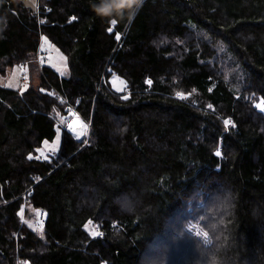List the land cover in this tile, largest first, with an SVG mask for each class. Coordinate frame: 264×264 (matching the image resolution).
Listing matches in <instances>:
<instances>
[{
    "label": "trees",
    "instance_id": "trees-1",
    "mask_svg": "<svg viewBox=\"0 0 264 264\" xmlns=\"http://www.w3.org/2000/svg\"><path fill=\"white\" fill-rule=\"evenodd\" d=\"M127 4L0 0V264H264V0ZM62 99L89 135L42 159Z\"/></svg>",
    "mask_w": 264,
    "mask_h": 264
},
{
    "label": "rangeland",
    "instance_id": "rangeland-1",
    "mask_svg": "<svg viewBox=\"0 0 264 264\" xmlns=\"http://www.w3.org/2000/svg\"><path fill=\"white\" fill-rule=\"evenodd\" d=\"M37 4L39 5V0H26V5L28 7H31L33 10H36V6ZM38 9H40L38 7ZM118 34V33H117ZM116 34V37H117ZM43 50H45L47 52V57H46V61H47V65H49L50 67H52L58 74H64L66 71V57L65 55L58 50L57 48H55L52 44H50L49 42H47L46 39H43ZM23 73L21 72V70H17V67H14L13 69L10 70L9 75L6 78H2L0 80V85L4 86V87H9V88H20L21 90H25L26 88L29 87V82L32 83L33 80H29L27 79V83L24 82V79H22ZM35 79V78H34ZM105 82V80H104ZM38 80H34L33 84L34 86H38L37 85ZM109 83L111 88L115 91V92H122L124 91V87H125V80H123L122 78L113 75L110 79H109ZM119 89V90H118ZM53 88L48 87L46 88V91L49 92L50 94H55L58 97V93H54V91H52ZM64 103L68 104L69 102L67 100H64ZM72 106L68 107L67 106V110L64 114H60L57 117H55V123L57 124V133L59 130V139H57V134L56 137L52 140V141H47V143H45V141L43 142V144L41 145L40 149L41 151H36V155L37 157H41L42 159H45L44 157H49L52 154H54L56 152V150L58 149L59 146V142L61 139V131L64 130L66 133H68L71 137H73L76 141H82L84 140L89 134L90 128H91V124L86 121L75 109V111L80 115V119H73L74 116V111L71 109ZM74 108V107H72ZM75 122L73 124H75L76 126V132H81V125H85L86 127H84L83 130V134H80V138L78 136H75L72 132L68 129L67 125L70 122ZM61 130V131H60ZM87 142V141H86ZM23 199L26 200V191L22 193ZM42 210H36L35 213L38 214V221L37 222H32L33 225H35L34 227H37L36 229H38V227L42 226L43 220H44V216L46 213L41 212ZM33 227V228H34ZM188 230L194 234V235H198L199 237H203L205 240H207V235L194 223H191L188 225Z\"/></svg>",
    "mask_w": 264,
    "mask_h": 264
},
{
    "label": "built area",
    "instance_id": "built-area-1",
    "mask_svg": "<svg viewBox=\"0 0 264 264\" xmlns=\"http://www.w3.org/2000/svg\"><path fill=\"white\" fill-rule=\"evenodd\" d=\"M36 10H35V12H36V14H37V12H42V11H40L39 9H38V5L36 6ZM45 10V12H48L49 11V8L48 7H45L44 8ZM46 57H47V53L46 52H44L43 50H42V39L39 41V43L37 44V46H36V50H35V61H36V64H37V67H38V69L41 71L42 69H43V67L46 65ZM63 98V97H62ZM67 106L68 107H70V105L69 104H67ZM71 109L75 112L74 113V116H73V118H72V120L73 119H79V120H81L80 119V115L74 110V108H72L71 107ZM70 123H75V122H70ZM68 126V125H67ZM82 132H83V130H82ZM75 136H78L79 138H80V132L78 133V132H74L73 133ZM44 221V220H43Z\"/></svg>",
    "mask_w": 264,
    "mask_h": 264
},
{
    "label": "snow or ice",
    "instance_id": "snow-or-ice-1",
    "mask_svg": "<svg viewBox=\"0 0 264 264\" xmlns=\"http://www.w3.org/2000/svg\"><path fill=\"white\" fill-rule=\"evenodd\" d=\"M104 11H107V6L105 7ZM73 19H75V17H74ZM112 23L114 24L115 21H113ZM109 31H112V29L110 28ZM116 38H117V39L120 38V37H119V34H117V37H116ZM148 83L150 84L151 81L149 80ZM118 90H119V89H118ZM176 95H177L178 98H181V99L186 98V97L184 96L183 93H179V92H178V93H176ZM125 98H126V97H125ZM209 107H211V105H209ZM254 107L260 109L261 111H264V100H261L259 103L254 104ZM224 123H225V126L227 127V126L231 123V121H230V120H225ZM67 127H68V129H69L70 131H72V132H76V126H75V124H73V123H69ZM84 127H86V126H85V125H81V132H80L81 135L83 134L82 129H83ZM57 139H59V130H58V133H57ZM45 143H47V141H45ZM37 151H41V150H40V149H37ZM214 155H216V156H220V155H221L220 150H217V151L214 153ZM29 158H31V156H30ZM44 158L47 159V157H44ZM89 223H91V221H89ZM85 227H87V225H85Z\"/></svg>",
    "mask_w": 264,
    "mask_h": 264
},
{
    "label": "clouds",
    "instance_id": "clouds-1",
    "mask_svg": "<svg viewBox=\"0 0 264 264\" xmlns=\"http://www.w3.org/2000/svg\"><path fill=\"white\" fill-rule=\"evenodd\" d=\"M144 0H128L127 7L131 9L130 16H134L142 7Z\"/></svg>",
    "mask_w": 264,
    "mask_h": 264
},
{
    "label": "crops",
    "instance_id": "crops-1",
    "mask_svg": "<svg viewBox=\"0 0 264 264\" xmlns=\"http://www.w3.org/2000/svg\"><path fill=\"white\" fill-rule=\"evenodd\" d=\"M25 1V3H26V0H24ZM42 42H43V40H42ZM42 48H43V43H42ZM43 50V49H42ZM44 52H46L45 50H43ZM47 53V52H46ZM47 62V61H46ZM49 66V65H48ZM50 67V66H49ZM52 68V67H51ZM66 68H67V66H66ZM53 69V68H52ZM54 70V69H53ZM55 71V70H54ZM23 74H24V72H23ZM59 75H61V74H59ZM22 79H24V82L25 83H27V76L26 75H23L22 76Z\"/></svg>",
    "mask_w": 264,
    "mask_h": 264
}]
</instances>
